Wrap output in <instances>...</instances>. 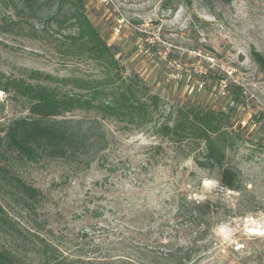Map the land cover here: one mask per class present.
<instances>
[{
	"label": "rangeland",
	"instance_id": "1",
	"mask_svg": "<svg viewBox=\"0 0 264 264\" xmlns=\"http://www.w3.org/2000/svg\"><path fill=\"white\" fill-rule=\"evenodd\" d=\"M78 7L80 15L116 48L125 74H139L165 107L192 104L225 111L238 99L231 121L242 139L226 165L239 170L242 194L222 188L216 181L218 170L202 169L190 156L179 163L170 159L167 166L156 169L149 201L164 220L172 215L164 200L175 193L221 204L224 221L208 236L209 248L198 253L196 264H264V68L255 60V54L264 55V0H42L34 10L23 0H0V78H26L32 84L52 86L56 83L45 76L98 78V65L69 38L79 35L77 21L69 20ZM58 10V20H51ZM33 72L42 77L33 78ZM27 108L24 99L0 90V136L12 120L28 115ZM103 125L123 150L129 144L157 142L151 132L139 131L153 129H136L116 120H105ZM172 164H177L175 171ZM13 170L54 196L57 206L52 208L68 215L78 229L83 222L75 220V213L83 214L85 206H105L80 201L91 195L111 197L108 187H94L104 175L97 166L68 183L60 161H21L13 164ZM105 216L111 227L118 223L107 208ZM162 221L156 218L155 224ZM100 228L111 230L102 224Z\"/></svg>",
	"mask_w": 264,
	"mask_h": 264
},
{
	"label": "trees",
	"instance_id": "2",
	"mask_svg": "<svg viewBox=\"0 0 264 264\" xmlns=\"http://www.w3.org/2000/svg\"><path fill=\"white\" fill-rule=\"evenodd\" d=\"M23 1L34 10L42 0ZM78 8L69 20L77 21L79 35L69 38L98 65V78L45 76L55 86L32 84L26 78H0V90L28 103V115L12 120L0 136V264H196L198 253L209 248L208 236L224 221L221 204L175 193L164 200L172 214L164 220L150 205V183L156 169L167 166L170 159L179 163L192 156L200 168L218 170L216 181L222 188L242 194L239 170L226 165L242 139L241 130H233L231 121L238 99L225 111L192 104L165 107L139 74H125L116 48ZM60 10L50 19L57 21ZM255 57L264 68V55ZM78 112L82 114L75 115ZM105 120L153 129L139 131L151 132L157 142L129 144L123 150L105 130ZM46 160L66 166L67 183L94 166L104 174L94 187H108L111 197L91 195L80 201L105 203L75 213V220L83 222L81 229L52 208L57 206L54 196L13 170L17 162ZM172 165L174 170L177 164ZM105 208L118 222L114 227ZM156 218L163 220L161 224H155Z\"/></svg>",
	"mask_w": 264,
	"mask_h": 264
}]
</instances>
